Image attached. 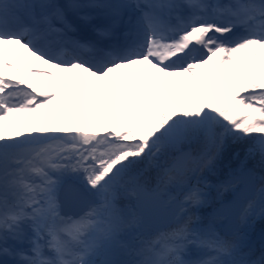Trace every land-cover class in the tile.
Masks as SVG:
<instances>
[{"label":"snow or ice","instance_id":"snow-or-ice-1","mask_svg":"<svg viewBox=\"0 0 264 264\" xmlns=\"http://www.w3.org/2000/svg\"><path fill=\"white\" fill-rule=\"evenodd\" d=\"M226 155L264 173V0H0V264H253L164 200Z\"/></svg>","mask_w":264,"mask_h":264},{"label":"trees","instance_id":"trees-1","mask_svg":"<svg viewBox=\"0 0 264 264\" xmlns=\"http://www.w3.org/2000/svg\"><path fill=\"white\" fill-rule=\"evenodd\" d=\"M235 166L236 165L234 161L226 155L221 160L217 161L216 167L213 170L209 171L208 169H202L196 172L195 174H190L188 177V180L190 183L193 179H196V182L198 181L197 185L199 183L210 184L212 185L211 189L213 191L212 193L207 194L208 200H209L208 204L202 206L201 208H194V207H190L186 205V208H189L190 211L196 212L197 215H200L202 217V219L208 217L210 214H214V209L216 205L219 202L226 200L230 196H232L236 192L237 188L239 187V183H236L232 187H228V188L220 187L221 182L224 181L228 176L229 168H234ZM253 176L255 178V181L257 184V191H258L262 187H264V179H262V177H264V173L257 170L253 174ZM216 195L220 197L219 201L214 200ZM177 197L180 198V200H182L183 199L182 193L178 194ZM257 197H258V192L256 193L254 200L243 205L241 214L237 222L238 225H241L244 222V220L240 219V217L244 213V210H246L250 204L251 206H253ZM247 219L249 220L248 223H249L250 232H249V235H247V238L244 241H242L241 250L245 254V257L249 259L250 261H252L253 264H264V247L258 243L252 244V240L256 234H259L264 240V216H261L255 213L251 218H247ZM222 223H223V220L216 217L214 224H215L216 229L220 232L221 235H222V230H221V227L219 229L218 226L219 224L221 226ZM165 228L166 226L163 227V229ZM239 233L240 232L235 233V234H239ZM150 234H158V233L151 232Z\"/></svg>","mask_w":264,"mask_h":264},{"label":"water","instance_id":"water-1","mask_svg":"<svg viewBox=\"0 0 264 264\" xmlns=\"http://www.w3.org/2000/svg\"><path fill=\"white\" fill-rule=\"evenodd\" d=\"M196 186V179H193L188 188ZM256 193L257 184L254 176H252L247 184L239 183V187L232 196L216 205L214 213L218 211L220 214L217 217L223 220V223L220 226L222 235H232L240 232L237 222L241 214L242 207L244 204L254 200ZM177 199H175V194L173 193H168L164 197V200L167 202V204L170 203L169 206H174L173 202ZM170 222V215L167 213H161L157 221L150 225L147 230H150L153 233H158L159 230H162L163 227L167 226V224ZM256 243L264 247V240L259 234H256L252 240V244Z\"/></svg>","mask_w":264,"mask_h":264},{"label":"rangeland","instance_id":"rangeland-1","mask_svg":"<svg viewBox=\"0 0 264 264\" xmlns=\"http://www.w3.org/2000/svg\"><path fill=\"white\" fill-rule=\"evenodd\" d=\"M97 22H99V21H97ZM197 183H198V181H197ZM199 184H200V186H199ZM199 184L197 185L196 188H199L202 192H204L206 194L212 193V191H213L211 189L212 185L207 184V183H199ZM189 185H190V182H189V180H187L185 186H182V187H169L166 190V194L164 195V197L168 193H173V194H175V199H177L178 198L177 197L178 194L182 193L183 188H185V187L187 188ZM262 190H264V187H262L260 190L257 191L258 192V197H257L254 205L247 208L248 211H247L246 220H244V222L241 225H239L241 230H240V233L238 235L242 238V241H244L247 238V235H249V232H250L249 223H248L249 220L247 218H251L255 213H257V214H259L261 216H264V205L261 204V193H262ZM219 199H220V197L218 195H216V197L214 198L215 201H219ZM169 204L170 203H168V205ZM218 227L220 229V224H219ZM150 233L151 232L146 229L145 234L147 235V234H150ZM128 241H129V236L127 234H124V235L121 236V243L123 245H126L128 243ZM119 258L120 259H128L129 257L121 255Z\"/></svg>","mask_w":264,"mask_h":264}]
</instances>
